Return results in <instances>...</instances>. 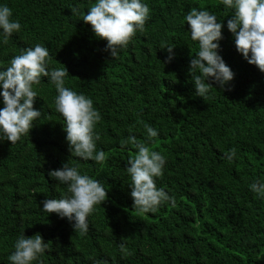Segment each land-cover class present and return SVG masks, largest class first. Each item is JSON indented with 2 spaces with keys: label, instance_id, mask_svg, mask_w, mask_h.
<instances>
[{
  "label": "trees",
  "instance_id": "1",
  "mask_svg": "<svg viewBox=\"0 0 264 264\" xmlns=\"http://www.w3.org/2000/svg\"><path fill=\"white\" fill-rule=\"evenodd\" d=\"M142 2L150 9L145 30L112 58L107 41L82 20L96 0H0L21 24L7 44L0 29V71L22 49L44 44L52 57L49 71L66 67L65 86L92 99L100 112L96 146L106 154L104 162L75 157L54 84L42 77L33 85L34 108L42 115L28 136L15 144L0 141V264H10L22 232L49 242L32 264H264V197L250 189L264 181V73L237 52L227 29L233 10L222 0ZM73 7L80 14H72ZM193 7L223 25L219 54L234 72L231 91L214 84L207 97L196 96L189 63L199 42L184 20ZM173 46L174 58L164 63L165 47ZM141 121L158 131L154 140ZM130 135L166 158L156 184L175 206L165 202L149 213L133 207L126 168L138 150L121 144ZM231 148L237 152L229 162ZM65 162L108 190L84 235L67 218L42 210L41 201L67 193L48 176Z\"/></svg>",
  "mask_w": 264,
  "mask_h": 264
},
{
  "label": "clouds",
  "instance_id": "2",
  "mask_svg": "<svg viewBox=\"0 0 264 264\" xmlns=\"http://www.w3.org/2000/svg\"><path fill=\"white\" fill-rule=\"evenodd\" d=\"M222 4L233 10L227 21V29L234 36L235 48L248 64L256 66L264 73V0H222ZM72 14H80L77 7L71 8ZM13 12L7 5H0V29L3 43L21 30L19 20H14ZM150 18V9L142 0H96L83 21L90 24L94 34L107 41L106 49L112 58L121 48H126L137 32L145 30V23ZM184 20L189 25L191 39L199 42V51L190 59L189 72L194 80L196 96L207 97L213 85L221 90L231 91L229 82L234 79V72L223 60L219 41L223 39L222 23L208 10L191 8ZM173 47H165L169 55L164 63L174 58ZM52 59L48 48L37 43L34 47L22 49L12 58L10 66L0 71V141L11 144L22 136L29 135L34 121L42 115L34 108L38 94L33 85H39L42 77L50 78L58 93L55 106L65 120L63 127L69 151L75 157L95 162H104L106 154L97 150L96 142L100 139L95 131L102 119L94 107L92 99L65 86L69 76L66 67L49 71L48 62ZM197 72L199 74H197ZM211 81V82H206ZM143 123L147 139L154 140L158 131ZM122 145L131 144L138 151L129 159L126 168L132 178L131 198L133 207L142 213L156 212L165 202L175 206V198L163 188H158L156 178L163 175L166 158L159 152L150 150L145 142L130 135L121 141ZM236 148H231L226 159L232 162ZM48 176L67 186V193L56 198H46L41 203L43 211L56 213L60 218H67L74 231L84 235L89 230L88 216L94 212V206L106 201L108 190L103 184L87 174H81L78 166L65 162L62 167L48 172ZM251 191L264 197V181L255 180L250 185ZM126 255L124 243L119 245ZM14 251L8 257L10 264H32L49 250L41 234L25 236L22 232L14 243ZM103 264V262H95Z\"/></svg>",
  "mask_w": 264,
  "mask_h": 264
}]
</instances>
